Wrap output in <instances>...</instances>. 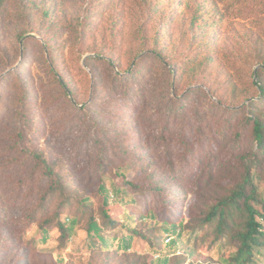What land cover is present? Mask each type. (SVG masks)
Instances as JSON below:
<instances>
[{
	"label": "rangeland",
	"instance_id": "obj_1",
	"mask_svg": "<svg viewBox=\"0 0 264 264\" xmlns=\"http://www.w3.org/2000/svg\"><path fill=\"white\" fill-rule=\"evenodd\" d=\"M160 52L165 62L157 60ZM88 56L114 65L90 59L95 75ZM143 57L156 81L115 94L111 73L128 72ZM263 61L264 0H0V264H224L236 244L229 236L199 232L198 225L217 195L235 183L240 152L252 145L250 135L241 141L219 127L228 117L235 128L243 127L242 114L228 110L257 99L255 74ZM52 64L78 102L66 98ZM175 76L180 81L172 85ZM20 85L28 92L26 125ZM197 87L202 91L186 99L185 114H174L170 97ZM198 110L206 111L203 123L195 119ZM207 123L218 149L211 152L205 145V152L196 153L202 167L212 158V177L206 172L197 184L199 173L185 161L183 141L196 144V137H203L214 146L196 133ZM162 125L170 130L167 136ZM28 149L43 153L67 181L47 212L39 203L50 178L37 163H21ZM151 172L154 181L176 190L172 209L161 211L163 202L151 192L122 189L124 177L148 185ZM257 182L264 195V179ZM103 183L119 221L107 234L118 237L111 245L93 248L89 217L64 242L57 227L45 236L41 224L54 216L62 195L72 197L59 213L70 224L82 198L96 209L103 204ZM117 188L126 203L116 197ZM172 222L183 229L174 246L167 244L174 235L165 229ZM130 229L140 234L125 250L119 245Z\"/></svg>",
	"mask_w": 264,
	"mask_h": 264
},
{
	"label": "trees",
	"instance_id": "obj_2",
	"mask_svg": "<svg viewBox=\"0 0 264 264\" xmlns=\"http://www.w3.org/2000/svg\"><path fill=\"white\" fill-rule=\"evenodd\" d=\"M146 55L147 54H145V56ZM25 56L26 50L24 51V57ZM97 57L98 59L105 61L104 63H108L112 66L114 65L113 63H111V61L107 60L104 57ZM97 57L88 56L86 59L87 65L91 68V70L94 71L95 75L98 74L93 69L89 60L93 58L97 59ZM147 58L144 59L143 57L140 60L136 61L133 68H128V72L122 70H119L116 73L112 72L110 85L113 90H111L118 95L120 93L128 94L130 90H132L135 86L140 87V83H143L144 86L145 82L156 81L157 74L154 77L152 76L153 69L147 64ZM164 58L165 57H163L162 53L160 52L158 54L157 60L159 62H163ZM54 63L55 62L53 60V64ZM53 64L50 67V70H52L56 83L70 102V96L75 99V102H78L77 97L70 87L67 79H65L62 73H58L57 71H55L57 69H55ZM166 64L167 63H165L164 65ZM118 66L119 65H117V67ZM122 73L127 74L122 75ZM255 76L258 78V80L256 81V83H254L259 87V94L257 99L251 100L248 104L241 106V108L238 110H228L231 111V113L242 114V116L244 117L243 127L239 129L235 128L236 124L233 123L230 117H228L224 124L220 125L219 127L222 133H225L226 131H233V133L236 134L237 138H239V140L241 141L243 140V137L250 135L252 139V145L246 146L244 149L245 151L240 152L241 168L235 176V183L231 187H229V191L224 194L217 195V197L214 199L215 201L210 204V206L208 207L209 210L200 220V223L198 225L199 232L207 229V232L214 233V236H216L217 239H225L229 236L231 240L236 244V251L233 252L230 257L225 259L224 264H264V195L261 193L260 186L257 182L259 178L264 179V61L263 65H261L256 70ZM174 78V84L172 83V85H176L180 81L178 76H175ZM2 81L3 79L0 81V86ZM19 91L20 95L18 97V101L19 106H21V114L23 115L28 110V108L26 107V104H28V92L23 88L22 85L19 86ZM195 91L200 92L202 91V89L198 87L192 88L183 96H177L175 98L170 97L168 102H170V109L174 110V114L180 113V115H183L184 110L186 109V105L189 104L187 103L188 100L186 99L192 96L191 94ZM136 93L138 94L137 89ZM194 103H200V99L195 100ZM240 111H244V113ZM204 112L206 111L198 110L194 113L195 119L198 123H203L206 120L207 117ZM21 118L23 125L30 123L26 115L21 116ZM227 126L229 127L227 128ZM211 131L212 128L210 126V123H207L204 130L199 129L198 131H196V133H200L199 135L209 137L210 141L212 135L208 134H213ZM167 132H170V130L166 128L165 125H162L161 134L167 136ZM188 132L190 131H184V133L186 134ZM201 138L203 137H199V139L198 137H196V139L194 140L196 141V144H191L187 140L183 141L185 161L190 162V164H194V175H197L199 173V180L197 184H200L202 182V179L206 172L210 177H212V170L209 169L212 165V158L211 156L207 157V165L202 167V161H196V153L198 151L205 152V145L207 146L206 148H208V150L211 152L218 149L216 141L213 142L211 140L214 144L213 146L210 145V143L208 144L205 139ZM25 152L26 155L25 157H23L21 163L25 164L30 160L37 163L36 166L40 167V169L44 171L45 175L50 178V187L48 189H44L41 198L42 201L39 203L40 211L47 212L48 208L49 210H51L53 204V196L58 191L64 192L61 189L67 181L64 177L61 178L56 175L57 173L54 172L52 165L48 162L43 153L29 149ZM173 168L174 167H172V169ZM174 173L171 174L175 175ZM147 174L148 175H146V177H148V185H142L139 182H136L135 179H129L128 177H124V175H122L124 177V184L122 189H130L132 190L131 193L151 192L156 195V198L160 199L161 202H163L159 207L161 211H167L169 210V208L172 209V201L174 200V198H177L176 190H172L169 186H164L158 181H154V172ZM122 189H115L116 197L123 201V203H126L127 199H125V192L122 191ZM100 190L103 194V204L96 209L95 207H93V202H91L89 198H82L79 210L75 212L76 215L74 216L70 224H67L66 220L61 219L59 213L63 208H66L73 202L72 197L65 196V194L62 195V197L64 198L60 199L58 208L53 213L54 216H49L47 219H45V223L43 222L41 224L45 236H48L50 229L57 227L60 232V238L64 242L72 236L76 225H78L84 217H89L86 228L89 237H91V239L94 241L93 245H95V247L93 246V248L97 247L98 249H102L107 248L109 245H111V243H113L118 237H111L107 234H110L109 232L117 227L119 221L112 213L109 190L104 183L101 184ZM129 201L132 202L133 200ZM50 202L51 207L49 205ZM81 214L82 217H79L78 215ZM149 214L155 216L156 212L154 211V209H151ZM127 218L133 220V216H127ZM165 229L167 234L174 235V238L170 241V243L167 244H172L174 246V240H177L178 237L182 236V227L178 226L175 222H172L167 223ZM130 230L131 233L128 237L121 238L122 241L120 242L119 246L122 249L128 250L131 247V239L135 235L140 234L138 233L137 229ZM97 239L100 241V243L96 241ZM167 263L168 260H165L161 264Z\"/></svg>",
	"mask_w": 264,
	"mask_h": 264
},
{
	"label": "built area",
	"instance_id": "obj_3",
	"mask_svg": "<svg viewBox=\"0 0 264 264\" xmlns=\"http://www.w3.org/2000/svg\"><path fill=\"white\" fill-rule=\"evenodd\" d=\"M171 239V238H170ZM170 239H168L170 241Z\"/></svg>",
	"mask_w": 264,
	"mask_h": 264
}]
</instances>
